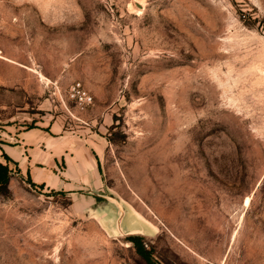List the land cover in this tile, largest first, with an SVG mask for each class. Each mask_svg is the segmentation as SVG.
Returning <instances> with one entry per match:
<instances>
[{
  "label": "rangeland",
  "instance_id": "rangeland-1",
  "mask_svg": "<svg viewBox=\"0 0 264 264\" xmlns=\"http://www.w3.org/2000/svg\"><path fill=\"white\" fill-rule=\"evenodd\" d=\"M25 115L94 165L13 174L0 264H264V0H0V145Z\"/></svg>",
  "mask_w": 264,
  "mask_h": 264
},
{
  "label": "crops",
  "instance_id": "crops-1",
  "mask_svg": "<svg viewBox=\"0 0 264 264\" xmlns=\"http://www.w3.org/2000/svg\"><path fill=\"white\" fill-rule=\"evenodd\" d=\"M9 61L13 63L10 64L13 69H25V66L17 63L14 59ZM12 80L13 83L25 84L22 78H12ZM38 109H42V107L39 106ZM34 117L25 115V119L35 121V125H32L31 128L28 126L17 127L16 124L5 126L7 130L4 131L2 138L5 142L0 145V161H5L2 156L4 150L18 162L19 171H25V175H31L35 182L52 179L54 167H57L60 161H64L63 175L67 181L84 179L87 166L93 167L94 165L93 157L83 150H78L80 148L78 140L63 131L61 122L58 120L47 122L45 116L41 118L37 116V120ZM26 121L28 120H25V123Z\"/></svg>",
  "mask_w": 264,
  "mask_h": 264
},
{
  "label": "trees",
  "instance_id": "trees-1",
  "mask_svg": "<svg viewBox=\"0 0 264 264\" xmlns=\"http://www.w3.org/2000/svg\"><path fill=\"white\" fill-rule=\"evenodd\" d=\"M31 127L32 126H30V128ZM2 156L5 161H0V191L7 188L13 174L19 171L18 162L15 159L4 150ZM130 240L134 243L138 253L142 255L149 264H154L151 260L150 252L144 247L142 239L138 236H132Z\"/></svg>",
  "mask_w": 264,
  "mask_h": 264
},
{
  "label": "built area",
  "instance_id": "built-area-1",
  "mask_svg": "<svg viewBox=\"0 0 264 264\" xmlns=\"http://www.w3.org/2000/svg\"><path fill=\"white\" fill-rule=\"evenodd\" d=\"M69 97L81 110H86L94 102L93 95L80 82H77L70 88Z\"/></svg>",
  "mask_w": 264,
  "mask_h": 264
},
{
  "label": "bare ground",
  "instance_id": "bare-ground-1",
  "mask_svg": "<svg viewBox=\"0 0 264 264\" xmlns=\"http://www.w3.org/2000/svg\"><path fill=\"white\" fill-rule=\"evenodd\" d=\"M151 226H152V225H151ZM151 226H150V227H151ZM134 232L141 233V231H138V230H135Z\"/></svg>",
  "mask_w": 264,
  "mask_h": 264
}]
</instances>
